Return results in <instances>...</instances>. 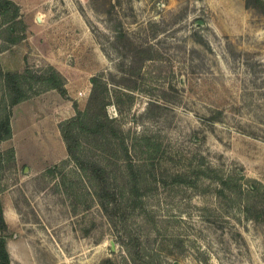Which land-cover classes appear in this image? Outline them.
<instances>
[{
	"label": "rangeland",
	"instance_id": "obj_1",
	"mask_svg": "<svg viewBox=\"0 0 264 264\" xmlns=\"http://www.w3.org/2000/svg\"><path fill=\"white\" fill-rule=\"evenodd\" d=\"M5 116L8 264H264L263 1L0 0Z\"/></svg>",
	"mask_w": 264,
	"mask_h": 264
},
{
	"label": "trees",
	"instance_id": "obj_2",
	"mask_svg": "<svg viewBox=\"0 0 264 264\" xmlns=\"http://www.w3.org/2000/svg\"><path fill=\"white\" fill-rule=\"evenodd\" d=\"M260 1L264 0H245L247 5H251V3H259ZM26 74H29V69L25 68L24 71ZM30 75V74H29ZM30 77L35 78L37 81H42V82H48L49 87L51 88H56L61 95L65 93V89L61 88V84L59 83L55 73H49L47 76H44L42 74L40 75H35L32 74ZM17 79H21L22 81L19 82ZM99 79V76H93L91 78V82L93 87L96 86L97 81ZM4 82L5 86L10 92V98H9V103L11 105L16 104L17 102L21 101L22 99H25L28 97L26 94L22 93V88L21 83L26 82V77L22 75L21 73L18 72H5L4 73ZM80 111L75 116L70 117L69 119L63 120L59 123L58 127L60 130V135L62 137V140L64 141L66 150L72 159L78 163L79 159L75 156L74 154V145H73V140H74V134H73V127L75 124H80ZM11 129H10V124H9V119L7 116L3 117L0 119V141L7 139L10 137ZM95 169H101L102 167L98 165H94ZM95 178V175H93ZM96 195L101 199V197H105L104 195L99 196L98 193ZM101 201V200H100ZM101 205L104 206L103 202H100ZM0 227L5 228L6 224L2 215V208L0 204ZM9 262V254L6 250V243L4 240V237L0 235V263L1 264H8Z\"/></svg>",
	"mask_w": 264,
	"mask_h": 264
},
{
	"label": "crops",
	"instance_id": "obj_3",
	"mask_svg": "<svg viewBox=\"0 0 264 264\" xmlns=\"http://www.w3.org/2000/svg\"><path fill=\"white\" fill-rule=\"evenodd\" d=\"M36 140H38L37 137H36ZM27 144H28V145H40L39 143H35V142L27 143ZM61 151H62V149H61ZM61 153H62V152H61ZM3 213H4V215H5L6 218L11 217V213H10L9 209L5 208V210H4ZM7 214L9 215L8 217H7Z\"/></svg>",
	"mask_w": 264,
	"mask_h": 264
},
{
	"label": "built area",
	"instance_id": "obj_4",
	"mask_svg": "<svg viewBox=\"0 0 264 264\" xmlns=\"http://www.w3.org/2000/svg\"><path fill=\"white\" fill-rule=\"evenodd\" d=\"M78 95H83V92H82V91H79V92H78Z\"/></svg>",
	"mask_w": 264,
	"mask_h": 264
},
{
	"label": "water",
	"instance_id": "obj_5",
	"mask_svg": "<svg viewBox=\"0 0 264 264\" xmlns=\"http://www.w3.org/2000/svg\"><path fill=\"white\" fill-rule=\"evenodd\" d=\"M38 19H39V17H38Z\"/></svg>",
	"mask_w": 264,
	"mask_h": 264
}]
</instances>
